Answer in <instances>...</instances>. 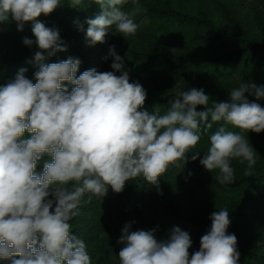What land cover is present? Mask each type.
Returning a JSON list of instances; mask_svg holds the SVG:
<instances>
[{"label": "clouds", "instance_id": "9594fccd", "mask_svg": "<svg viewBox=\"0 0 264 264\" xmlns=\"http://www.w3.org/2000/svg\"><path fill=\"white\" fill-rule=\"evenodd\" d=\"M93 2L100 13L85 21L89 46L103 43L109 28L126 38L150 22L135 20L140 0ZM70 3L75 7L83 0ZM129 4L130 10L125 7ZM61 5V0H0V24L11 20L22 31L31 22L34 39L22 43L40 50L34 56L38 70L33 79L22 68L0 86V262L7 264H92L84 240L71 232L70 224L86 194L91 199L104 198L109 189L120 193L137 177L156 186L170 164L185 163L201 131L218 122L238 131L219 127L199 163L207 172H217L220 184H231L233 160L246 163V176L257 163L245 134L264 132V107L248 99L264 100V86L241 82L227 101H211V106L203 89L177 90L165 111L159 105L149 111L145 89L129 82L114 46L108 52L112 71L90 69L77 76L81 62L71 57L45 64L43 53L50 57L66 48L58 30L37 18ZM198 106L203 110L197 111ZM199 155L193 152L191 160ZM209 220L211 226L191 257V236L179 227L158 241L155 229L130 231L132 225L125 224L117 241L122 245L119 264H238L237 240L227 231L229 212L214 211Z\"/></svg>", "mask_w": 264, "mask_h": 264}, {"label": "trees", "instance_id": "16d2710c", "mask_svg": "<svg viewBox=\"0 0 264 264\" xmlns=\"http://www.w3.org/2000/svg\"><path fill=\"white\" fill-rule=\"evenodd\" d=\"M61 3L51 14L37 18L58 30L66 48L50 57L43 53L44 63L71 57L81 62L77 76L90 69L108 72L112 71L108 52L114 46L124 60L129 82H138L145 89L146 110L159 105L165 111L177 90L203 89L211 106V101H227L228 93L241 82L264 86V0H140L141 11L135 20L140 23L147 18L150 22L126 38L109 28L104 42L94 46L86 42L85 21L100 13L99 6L93 0H83L75 7L70 0ZM125 7L130 10L132 5ZM78 24L84 31L78 30ZM0 26L4 29L0 32V86L22 68L27 69L26 77L33 79L38 70L34 56L40 50L22 43L24 38L34 39L31 22L25 23L22 31H17L11 20ZM66 86L71 91V86ZM248 99L264 107V100ZM201 110L198 106L197 111ZM222 125L218 122L212 129L202 130L185 163L170 164L156 186L137 177L127 181L120 193L109 189L104 198L84 196L80 214L70 224L71 232L84 240L92 264H119L122 245L117 241L125 224L132 225L130 231L155 229L158 241L179 227L191 236V257L211 226L209 216L220 209L229 212L227 231L236 237L238 264H264V132L245 134L257 153L253 174L246 176V163L233 160L234 181L220 184L217 172H207L199 160L207 150L209 136ZM197 151L200 155L192 161L191 154ZM46 159L38 163L37 173Z\"/></svg>", "mask_w": 264, "mask_h": 264}, {"label": "rangeland", "instance_id": "374dc122", "mask_svg": "<svg viewBox=\"0 0 264 264\" xmlns=\"http://www.w3.org/2000/svg\"><path fill=\"white\" fill-rule=\"evenodd\" d=\"M4 31V29L0 26V32H3Z\"/></svg>", "mask_w": 264, "mask_h": 264}]
</instances>
